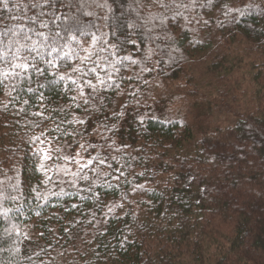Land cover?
Returning <instances> with one entry per match:
<instances>
[{"label":"trees","instance_id":"1","mask_svg":"<svg viewBox=\"0 0 264 264\" xmlns=\"http://www.w3.org/2000/svg\"><path fill=\"white\" fill-rule=\"evenodd\" d=\"M0 264H264V0H0Z\"/></svg>","mask_w":264,"mask_h":264},{"label":"rangeland","instance_id":"2","mask_svg":"<svg viewBox=\"0 0 264 264\" xmlns=\"http://www.w3.org/2000/svg\"><path fill=\"white\" fill-rule=\"evenodd\" d=\"M210 84L212 85H209L207 81H202L198 86L197 84L188 86L180 94L168 92L164 104L165 111L182 116L197 129L206 124L215 122L227 124L233 121L236 117L233 107L236 108L235 105L238 107V103L243 104L244 100L240 99L236 103L227 102L225 104L222 102L221 93L214 89L211 81ZM217 86L215 83L216 88Z\"/></svg>","mask_w":264,"mask_h":264},{"label":"snow or ice","instance_id":"3","mask_svg":"<svg viewBox=\"0 0 264 264\" xmlns=\"http://www.w3.org/2000/svg\"><path fill=\"white\" fill-rule=\"evenodd\" d=\"M6 6V5H5Z\"/></svg>","mask_w":264,"mask_h":264}]
</instances>
